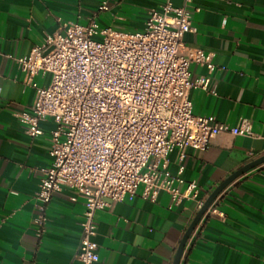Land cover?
Listing matches in <instances>:
<instances>
[{
  "label": "crops",
  "instance_id": "0c3cea01",
  "mask_svg": "<svg viewBox=\"0 0 264 264\" xmlns=\"http://www.w3.org/2000/svg\"><path fill=\"white\" fill-rule=\"evenodd\" d=\"M166 0H0V264H81L76 258L84 207L66 193L44 210L36 193L52 159L43 135L26 134L14 114L29 111L35 90L23 83L12 57L30 52L61 20L119 30L141 29L146 9ZM192 14L187 45L212 54L207 90L191 93L192 111L234 127L249 119L259 137L222 134L196 155L187 149L181 191L196 183L195 198L170 208L162 192L155 202L141 197L115 201L95 214L97 264H173L178 245L200 206L229 175L264 155V0H170ZM107 9H101L103 5ZM197 156V157H196ZM170 169L177 173L178 167ZM224 214L204 216L179 264H264V163L236 178L215 200ZM43 218L40 233L34 219Z\"/></svg>",
  "mask_w": 264,
  "mask_h": 264
},
{
  "label": "built area",
  "instance_id": "2783aa9c",
  "mask_svg": "<svg viewBox=\"0 0 264 264\" xmlns=\"http://www.w3.org/2000/svg\"><path fill=\"white\" fill-rule=\"evenodd\" d=\"M146 10L141 29L101 26L94 18L86 24L61 20L43 43L12 57L24 85L35 90L30 110L14 117L29 136H44L52 159L36 199L44 210L64 192L83 205L76 253L81 264L99 262L93 239L98 210L140 187L151 202L168 193L176 208L198 194L194 182L179 187L187 149L199 155L222 134L259 137L249 119L231 127L193 113L192 91L207 90L211 79L194 77L192 66L212 71V54L185 43V34L195 30L185 5L166 0ZM206 215L224 217L215 201ZM33 224L40 233L43 218Z\"/></svg>",
  "mask_w": 264,
  "mask_h": 264
},
{
  "label": "water",
  "instance_id": "95a60500",
  "mask_svg": "<svg viewBox=\"0 0 264 264\" xmlns=\"http://www.w3.org/2000/svg\"><path fill=\"white\" fill-rule=\"evenodd\" d=\"M264 163V155L261 157H258L257 159L245 164L238 170H236L234 173L229 175L222 183H220L207 197V199L204 201L202 206L199 208L198 212L196 213L194 219L190 223L189 227L185 231L179 245L176 251V255L174 257L173 264H179L182 254L185 250V247L189 241V238L191 237L193 231L196 229L197 225L201 221V219L204 217L205 213L208 211L211 204L217 199V197L221 194V192L227 188L229 184H231L236 178L239 176L249 172L250 170L262 165Z\"/></svg>",
  "mask_w": 264,
  "mask_h": 264
},
{
  "label": "rangeland",
  "instance_id": "374dc122",
  "mask_svg": "<svg viewBox=\"0 0 264 264\" xmlns=\"http://www.w3.org/2000/svg\"><path fill=\"white\" fill-rule=\"evenodd\" d=\"M97 39H101L100 37H96Z\"/></svg>",
  "mask_w": 264,
  "mask_h": 264
}]
</instances>
